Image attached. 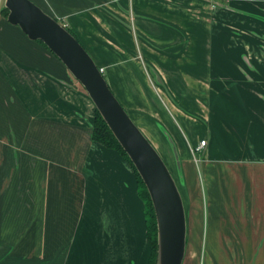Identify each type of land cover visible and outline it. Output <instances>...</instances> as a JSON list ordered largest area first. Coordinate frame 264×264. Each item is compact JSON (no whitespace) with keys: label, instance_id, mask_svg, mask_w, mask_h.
Segmentation results:
<instances>
[{"label":"crops","instance_id":"1","mask_svg":"<svg viewBox=\"0 0 264 264\" xmlns=\"http://www.w3.org/2000/svg\"><path fill=\"white\" fill-rule=\"evenodd\" d=\"M31 1L74 32L173 175L182 264H264V0ZM71 76L0 21V264H148L137 178L92 139Z\"/></svg>","mask_w":264,"mask_h":264},{"label":"water","instance_id":"2","mask_svg":"<svg viewBox=\"0 0 264 264\" xmlns=\"http://www.w3.org/2000/svg\"><path fill=\"white\" fill-rule=\"evenodd\" d=\"M7 21L40 40L83 86L95 109L130 159L149 194L157 225L156 264H182L186 215L175 179L158 151L130 118L81 43L31 0H5Z\"/></svg>","mask_w":264,"mask_h":264},{"label":"trees","instance_id":"3","mask_svg":"<svg viewBox=\"0 0 264 264\" xmlns=\"http://www.w3.org/2000/svg\"><path fill=\"white\" fill-rule=\"evenodd\" d=\"M2 11L4 14H8V9L3 8ZM65 28L73 35L75 36L74 32L65 26ZM76 38V37H75ZM40 43L43 44L42 41L37 40ZM44 45V44H43ZM45 46V45H44ZM46 47V46H45ZM91 136L92 139L102 145H104L107 148L113 149L118 151L131 165L133 172L137 178L138 182V193L141 198V200L144 203V215H145V222H146V236L148 240V244L150 247V256L148 264H156L157 261V225H156V217L154 214V209L152 206V202L150 200L149 194L146 190V187L144 183L142 182L139 174L137 173L136 169L132 165L130 159L126 155V153L123 151L122 147L108 128L105 121L102 119L101 115L98 113V111L94 110V120L91 126Z\"/></svg>","mask_w":264,"mask_h":264},{"label":"rangeland","instance_id":"4","mask_svg":"<svg viewBox=\"0 0 264 264\" xmlns=\"http://www.w3.org/2000/svg\"><path fill=\"white\" fill-rule=\"evenodd\" d=\"M4 1L5 0H0V21H4V22H8L7 21V15L6 14H4V12L2 11V9L3 8H6L5 6H4ZM7 30H4L3 29V34H2V36L3 37H6V36H10L9 34H8V32H6ZM40 45H43L42 43H40L39 41H37ZM71 77H73V76H71ZM74 78V77H73ZM75 79V78H74ZM77 83H76V87H78V88H80V89H82L83 90V93H85L87 96H88V94L86 93V91H85V89L83 88V86L77 81V80H75ZM95 110V109H94ZM93 120H94V113H93V119H92V122L91 123H93ZM202 216V215H201ZM196 218H197V220H198V218L200 219V217H199V215H194V219H193V222H192V225L194 224V222H195V220H196ZM34 243V242H33ZM31 258H29L28 260H30ZM33 261H35V259H31L29 262H28V264H34V262Z\"/></svg>","mask_w":264,"mask_h":264},{"label":"built area","instance_id":"5","mask_svg":"<svg viewBox=\"0 0 264 264\" xmlns=\"http://www.w3.org/2000/svg\"><path fill=\"white\" fill-rule=\"evenodd\" d=\"M100 71L102 72V69H100ZM204 145H205V140L200 141L199 145L195 147V151L200 150Z\"/></svg>","mask_w":264,"mask_h":264}]
</instances>
